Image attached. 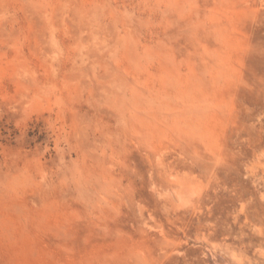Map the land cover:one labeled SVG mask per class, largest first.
I'll return each instance as SVG.
<instances>
[{
	"label": "rangeland",
	"instance_id": "rangeland-1",
	"mask_svg": "<svg viewBox=\"0 0 264 264\" xmlns=\"http://www.w3.org/2000/svg\"><path fill=\"white\" fill-rule=\"evenodd\" d=\"M0 264H264V0H0Z\"/></svg>",
	"mask_w": 264,
	"mask_h": 264
}]
</instances>
